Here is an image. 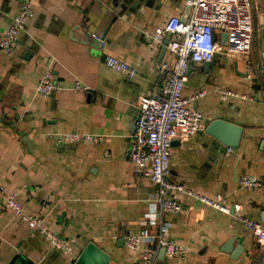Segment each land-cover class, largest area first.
Here are the masks:
<instances>
[{
    "label": "crops",
    "instance_id": "obj_1",
    "mask_svg": "<svg viewBox=\"0 0 264 264\" xmlns=\"http://www.w3.org/2000/svg\"><path fill=\"white\" fill-rule=\"evenodd\" d=\"M25 1L0 0V40ZM31 1L34 16L13 52L0 50V184L17 192L25 210L44 218L72 250L53 248L0 200V264H73L89 242L112 256L110 264H141L126 237L143 229L157 234L162 224L188 253L165 255L161 264H264V249L238 219L189 197L182 199V213L151 219L157 186L137 176L128 158L139 97L161 92L158 67L176 59L168 47L150 46L144 31L171 16L188 18L186 0ZM252 16L249 54L218 53L209 67L191 63L184 86L185 96L223 88L250 96L223 99L215 92L193 104L206 127L220 116L241 124L239 147L229 152L206 129L179 137L169 179L222 195L239 215L264 224V0H252ZM107 56L127 63L135 77L109 68ZM48 69L63 88L43 97L36 86ZM66 132L99 141L60 144ZM247 175L262 187H241ZM231 239V249L223 251Z\"/></svg>",
    "mask_w": 264,
    "mask_h": 264
},
{
    "label": "built area",
    "instance_id": "obj_2",
    "mask_svg": "<svg viewBox=\"0 0 264 264\" xmlns=\"http://www.w3.org/2000/svg\"><path fill=\"white\" fill-rule=\"evenodd\" d=\"M32 4L31 0L22 3L12 25L0 40L1 53L9 55L13 52L21 33L26 30L34 16ZM186 4L191 8L190 16L186 20L181 16H171L154 31H144L149 45L156 48L164 46L167 37L171 35L168 49L176 59L158 67L163 76L161 92L156 96L139 97L128 158L137 176L146 177L157 186L151 219L161 222L164 214L182 213L186 209L182 199L189 197L204 206L238 219L264 249V224L261 221L243 215L235 216L234 210L239 212V207L230 204L222 195L208 196L169 179L174 141L206 129L202 113L193 107L195 102L215 92L223 99H251L247 94L225 88L202 89L185 96L184 86L188 81V68L191 63L212 62L218 53L249 54L253 36L252 0H186ZM226 32L229 36L228 43L223 46L221 40ZM106 65L131 78L136 75V71L127 63L113 56L106 57ZM62 88L63 86L54 80L51 69H48L37 84L36 91L43 97H49ZM76 89L87 88L77 84ZM97 141L99 138L93 134L78 132L60 134L58 140L60 144ZM232 151L233 149L229 148V152ZM239 184L243 188L262 187L261 180L250 175L241 177ZM0 200L4 208L13 210L30 228L46 235L53 248L65 253L72 250L66 238L50 229L41 216L28 213L18 193L3 184H0ZM126 246L137 252L141 264H156L159 248H165L169 257L185 258L188 253L185 245L169 238L167 226L163 224L157 234H152L149 229L129 234L126 237Z\"/></svg>",
    "mask_w": 264,
    "mask_h": 264
},
{
    "label": "water",
    "instance_id": "obj_3",
    "mask_svg": "<svg viewBox=\"0 0 264 264\" xmlns=\"http://www.w3.org/2000/svg\"><path fill=\"white\" fill-rule=\"evenodd\" d=\"M191 12V8H190ZM187 18H183V20H186ZM228 33L226 32L223 34L221 44L223 46H227L228 43ZM172 36L169 35L165 41V45L163 47V52L167 49L168 44L171 41ZM102 43V41H101ZM263 58H264V52H263ZM206 67H209L211 62H206ZM191 68V64L188 68V71ZM264 71V66H263ZM264 79V75H263ZM206 132L220 141L222 144H224L226 147L229 148H238L241 142V138L243 137L244 127L224 116H220L216 118L215 120L211 121L207 127ZM235 216L239 215V212H236L234 210ZM262 220L264 222V211L262 212ZM233 239L229 241V243L224 246L222 249L223 251H229L231 249ZM166 255L165 248H161L158 258L156 261V264H161L163 261L164 256ZM112 260V256L107 253L103 248H101L99 245H97L95 242H89L87 246L82 250L78 258L75 260L73 264H110Z\"/></svg>",
    "mask_w": 264,
    "mask_h": 264
}]
</instances>
